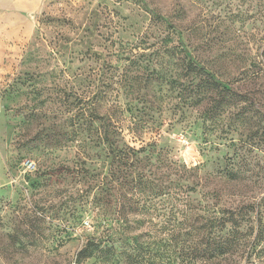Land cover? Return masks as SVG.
<instances>
[{
	"label": "rangeland",
	"instance_id": "1",
	"mask_svg": "<svg viewBox=\"0 0 264 264\" xmlns=\"http://www.w3.org/2000/svg\"><path fill=\"white\" fill-rule=\"evenodd\" d=\"M109 121L161 156L114 177ZM173 163L200 215L238 221L236 249L196 264H264V0H0V264H74L109 233L178 264Z\"/></svg>",
	"mask_w": 264,
	"mask_h": 264
},
{
	"label": "trees",
	"instance_id": "2",
	"mask_svg": "<svg viewBox=\"0 0 264 264\" xmlns=\"http://www.w3.org/2000/svg\"><path fill=\"white\" fill-rule=\"evenodd\" d=\"M167 24L170 25L169 23ZM188 57L189 61L187 66H193L189 69L193 74L199 75L205 73L203 68H196L200 63H198L194 57L192 58L191 55H188ZM194 65H196V67ZM211 78H213L212 75ZM216 83L217 82H215L214 78L210 81L208 79L204 81L205 86L209 85V88H215ZM223 89L227 91L229 90L226 87ZM237 96L238 98L242 97V95ZM98 143L105 146L110 153L111 163L115 164L113 169L114 177L119 175L120 172L130 175L128 171H134L137 169L140 161L139 156H143L142 154L146 152L145 146L132 148L123 142L119 127H117L116 123L112 121H109L104 126V135L98 140ZM155 152L156 150L152 148L147 155L143 157H146L148 160L150 155H153ZM156 156H161V152L157 151ZM172 166L173 172H175L174 176L176 177V180H174L175 192H182L186 195L181 204L185 208L182 211H179L182 220L177 221V235H175L179 249L178 264H196L200 258L208 260L211 258L225 257L235 250L237 245H239L236 235L238 233L237 228L239 227L237 219L231 214L228 215V217L225 215L220 217L213 216V218L208 219H205V217L200 215L201 210L203 211V209H196L195 206H192L191 200L188 197L194 193V188L189 187V184L194 185L193 182H190L191 176H193V171L183 164L179 165L173 163ZM140 177L141 176L137 175L135 179L131 181V183L134 184L129 187L130 191L136 190L137 192H140L142 189H145L146 181L141 183L142 179ZM119 179H116V186L119 185ZM121 184L122 183L120 182V185ZM216 229H218V231L226 229V233L220 235L215 232ZM113 236V234L109 233L108 236H103L99 242L94 239L88 240L77 253L74 264H84V262L91 258L97 259L102 263L117 259L124 264H140L144 259L143 255H145V250L146 253L149 254L150 249L146 248L144 250V248L135 240H132L131 244L126 243V239L122 240L121 249H119V251L113 250L112 245H106ZM241 245L242 247L246 245V247L251 248L250 246L252 244L245 241Z\"/></svg>",
	"mask_w": 264,
	"mask_h": 264
},
{
	"label": "built area",
	"instance_id": "3",
	"mask_svg": "<svg viewBox=\"0 0 264 264\" xmlns=\"http://www.w3.org/2000/svg\"><path fill=\"white\" fill-rule=\"evenodd\" d=\"M28 166L31 167V163H28Z\"/></svg>",
	"mask_w": 264,
	"mask_h": 264
}]
</instances>
